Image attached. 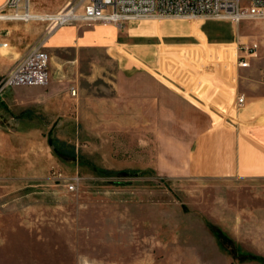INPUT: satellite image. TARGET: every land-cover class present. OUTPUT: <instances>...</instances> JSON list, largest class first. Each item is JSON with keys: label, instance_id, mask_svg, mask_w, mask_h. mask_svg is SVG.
<instances>
[{"label": "rangeland", "instance_id": "rangeland-1", "mask_svg": "<svg viewBox=\"0 0 264 264\" xmlns=\"http://www.w3.org/2000/svg\"><path fill=\"white\" fill-rule=\"evenodd\" d=\"M79 2L30 0V11L52 16ZM253 21L264 22L242 23ZM19 23L40 30V39L50 25ZM240 24L130 22L118 53L82 55L93 80L83 86L114 97L127 70L132 94L167 91L162 104H177L178 95L201 117L224 115L237 69L230 38ZM28 88L0 96V264H264V179L179 175L176 124L161 115L158 98L57 104L56 115L54 104H28L26 93H15Z\"/></svg>", "mask_w": 264, "mask_h": 264}, {"label": "crops", "instance_id": "crops-1", "mask_svg": "<svg viewBox=\"0 0 264 264\" xmlns=\"http://www.w3.org/2000/svg\"><path fill=\"white\" fill-rule=\"evenodd\" d=\"M6 2L0 0V9ZM33 29V26L17 21L1 23V41L8 45L0 50L8 49V54H0V76L5 75L40 39V30L34 33ZM119 31L106 23H76L57 28L47 45L51 56L49 83L25 91L18 89L15 93H26L28 104H54L55 114L60 109L57 104H132V95L135 100L149 95L154 98L148 90L132 94V74L127 70L119 72L114 83V97L92 94L83 86V82L92 83L93 80L82 70V55L104 48L118 53L121 46L128 45L126 37ZM232 35L230 41L233 43L230 44L237 46V55L242 44L258 47L257 57L249 60L248 67L241 68L236 63V74L230 82V104L224 115L201 117V110L193 102L178 95L177 104H162L167 91L155 97L159 99L155 105L163 110L161 115L169 119L167 123L176 124L175 157L179 175L264 179V22L242 23L237 34ZM72 88L76 90V96L71 95ZM241 96L244 97L242 105L238 101ZM197 102L200 104V100Z\"/></svg>", "mask_w": 264, "mask_h": 264}, {"label": "built area", "instance_id": "built-area-1", "mask_svg": "<svg viewBox=\"0 0 264 264\" xmlns=\"http://www.w3.org/2000/svg\"><path fill=\"white\" fill-rule=\"evenodd\" d=\"M69 9L65 12V9ZM30 0H7L0 9V25L5 21L29 22ZM212 18L240 24L248 20L264 21V0H80L69 4L58 14L48 16L50 25L43 38L38 40L27 53L0 80V96L9 88L44 87L50 80L51 56L46 43L53 32L60 27L76 23L114 25L123 30L126 24L145 18ZM0 47H7L1 41ZM257 45L242 44L237 55L241 68L250 65V59L257 57ZM76 96V90L71 89ZM242 105L244 97L239 98ZM78 178L68 184V190L77 189Z\"/></svg>", "mask_w": 264, "mask_h": 264}, {"label": "bare ground", "instance_id": "bare-ground-1", "mask_svg": "<svg viewBox=\"0 0 264 264\" xmlns=\"http://www.w3.org/2000/svg\"><path fill=\"white\" fill-rule=\"evenodd\" d=\"M68 10H69L68 8L65 9L64 13H65V12H68ZM70 13H71V12H68L67 14H70ZM30 17H31L32 19H42V20L48 19V16L40 17V16L35 15V14L30 15Z\"/></svg>", "mask_w": 264, "mask_h": 264}]
</instances>
